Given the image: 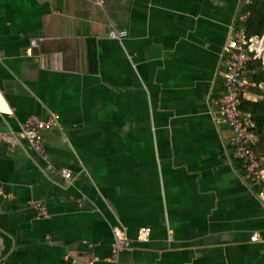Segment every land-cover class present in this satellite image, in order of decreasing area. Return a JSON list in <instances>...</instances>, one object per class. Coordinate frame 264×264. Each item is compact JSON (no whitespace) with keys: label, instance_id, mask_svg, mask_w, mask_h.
I'll return each instance as SVG.
<instances>
[{"label":"crops","instance_id":"1","mask_svg":"<svg viewBox=\"0 0 264 264\" xmlns=\"http://www.w3.org/2000/svg\"><path fill=\"white\" fill-rule=\"evenodd\" d=\"M97 1L0 0V264H111L116 227L120 264H264V202L217 104L254 4ZM249 52L262 65L242 110L264 167V60ZM32 115L57 118L45 156L21 134Z\"/></svg>","mask_w":264,"mask_h":264},{"label":"built area","instance_id":"2","mask_svg":"<svg viewBox=\"0 0 264 264\" xmlns=\"http://www.w3.org/2000/svg\"><path fill=\"white\" fill-rule=\"evenodd\" d=\"M254 2L255 0H244L247 7L252 6ZM97 3L102 5L104 0H98ZM251 17V10H246L238 17V22L246 25ZM109 37L112 40H125L129 37V32L111 29ZM34 45H37L36 41ZM249 51L256 52L259 58L264 60V38H249L246 29L237 28L226 48L224 93L217 100V104L220 113L233 130L230 147L234 151L235 158L242 163L244 177H247L258 197L264 202V167L252 148L255 141V136L252 133L254 121L248 118L242 110V99L247 95L249 89V82L246 78L251 60ZM56 121V117L44 120L37 115H32L23 125L21 134L37 154L43 156L47 154L43 131L55 125ZM1 136L3 135L0 133V138ZM62 175L66 180L71 178V173L66 170L62 172ZM41 214L45 215L42 207ZM149 233L150 229L144 228L140 232L139 238L146 240ZM113 235L114 242L109 261L111 264H120L121 253L128 246L129 240L125 231L118 227L114 228ZM257 239L258 235H254L253 240Z\"/></svg>","mask_w":264,"mask_h":264},{"label":"trees","instance_id":"3","mask_svg":"<svg viewBox=\"0 0 264 264\" xmlns=\"http://www.w3.org/2000/svg\"><path fill=\"white\" fill-rule=\"evenodd\" d=\"M251 10H252V17L249 19V22L246 25L247 35L249 38H253V37L263 38L264 37V0H256L254 5L251 7ZM238 26H239V22H238ZM250 64L251 67L253 64L259 67L260 65H262V62L251 61L249 63V66ZM255 80L259 82L260 80L261 81L264 80V72L262 71L260 78L255 76ZM247 103L249 102L247 101ZM256 126L258 127V122L256 123ZM263 127L264 126H262V128Z\"/></svg>","mask_w":264,"mask_h":264},{"label":"rangeland","instance_id":"4","mask_svg":"<svg viewBox=\"0 0 264 264\" xmlns=\"http://www.w3.org/2000/svg\"><path fill=\"white\" fill-rule=\"evenodd\" d=\"M241 28H244V29H246V26H241Z\"/></svg>","mask_w":264,"mask_h":264}]
</instances>
